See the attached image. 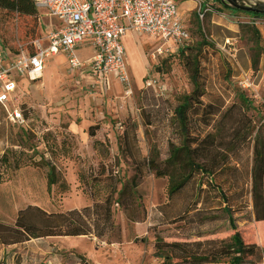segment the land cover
<instances>
[{
	"label": "rangeland",
	"instance_id": "obj_1",
	"mask_svg": "<svg viewBox=\"0 0 264 264\" xmlns=\"http://www.w3.org/2000/svg\"><path fill=\"white\" fill-rule=\"evenodd\" d=\"M206 2L212 3V10L203 17L200 3L179 2L182 21L191 33L184 55L182 49L153 59V51L161 44L156 38L137 32L125 38L131 62L130 93L118 79L108 92L91 91L84 78L70 74L63 54L49 59L39 82L19 79L18 97L26 121L10 123L0 105V219L14 222L19 209L28 204L48 211L92 205L103 199V179L113 172L118 190L125 185L133 192L134 205L129 209L139 220L131 221L124 207L114 203L113 220L118 229L104 238L63 236L18 245L0 243V264H158L161 259L155 256L154 246L158 238L167 242L230 238V217L220 208L224 205L216 191H202L199 210L189 209L199 176L169 199V177L156 176L147 165L151 155L162 164L170 143L179 142L174 109L184 94L194 90L187 56L199 61L203 105L228 106L235 100L232 88L239 87L254 100V122L264 129V15L217 0ZM44 13L40 9L34 17L0 10V38L16 49L17 43L40 36L43 22L51 21ZM227 40L232 44H226ZM79 52L83 56L91 53L90 49ZM134 60L139 64L136 68ZM242 73L243 80L252 84L249 89L239 85ZM150 79L155 83L147 86ZM201 109L194 103L189 111L190 131L195 136L206 132L199 120ZM91 126H95L94 137L89 135ZM96 141L101 143L96 145ZM247 153L239 155V173L227 171L217 180L225 181L223 189L243 240L260 248L245 264H264V218L256 219L264 216V207H255L250 187L243 184L252 158ZM4 154L6 161L2 160ZM48 162L68 182V191L59 184L49 189ZM80 174L87 180L80 182Z\"/></svg>",
	"mask_w": 264,
	"mask_h": 264
},
{
	"label": "trees",
	"instance_id": "obj_2",
	"mask_svg": "<svg viewBox=\"0 0 264 264\" xmlns=\"http://www.w3.org/2000/svg\"><path fill=\"white\" fill-rule=\"evenodd\" d=\"M0 10L34 17H37L40 11L34 0H0ZM186 48L189 49L186 46L181 52L183 55ZM188 57L186 65L190 71L194 90L184 94L174 109L173 124L178 132L179 142L170 143L169 155L162 164L157 161L156 156L151 155L147 159V165L156 173V176L169 177V199L199 176L197 191L194 193L193 204L189 209L199 210L197 205L201 201L202 193L210 189L216 191L224 205H220V208L230 217L233 234L228 240L211 239L191 242H167L158 238L154 245L155 256L161 259L158 264L222 262L245 264L249 262L247 257L255 255L260 248L257 244H248L243 240L223 189L225 181L218 182L217 178L219 174L227 171L239 173L240 153L242 151L251 153V163L246 169V180L243 184L250 187L255 207H264V129L263 126H257L254 122L252 113L256 109L254 100L239 87L232 88L235 92V100L230 105L224 106L214 102L203 105L201 97L204 90L199 80V61ZM194 103L202 107L199 120L206 129L205 133H199L197 136L192 134L189 126V111ZM89 135L96 136L95 126L90 127ZM99 143L101 142H95L96 145ZM5 156L6 154L2 156L3 161ZM47 166L49 167L47 173L49 189L59 184L62 190L68 191L69 184L58 172L56 165L48 162ZM15 167H20L18 161ZM114 177L116 176L111 172L103 179L106 193L103 199L94 201L92 205L48 211L39 205L28 204L19 209L14 222L0 219V243L11 245L50 236H95L97 239H102L118 229L113 220L114 203L124 207L131 221H138L139 219L129 209L134 205L130 199L133 192L129 191L125 185L118 190ZM79 179L80 182L87 180L84 174H80ZM132 184L133 187L137 186L136 178L133 179ZM125 195L129 196L126 200L123 199ZM263 218L264 216H258L256 219Z\"/></svg>",
	"mask_w": 264,
	"mask_h": 264
},
{
	"label": "built area",
	"instance_id": "obj_3",
	"mask_svg": "<svg viewBox=\"0 0 264 264\" xmlns=\"http://www.w3.org/2000/svg\"><path fill=\"white\" fill-rule=\"evenodd\" d=\"M34 1L51 20L43 22L42 34L27 43H17L16 49L0 38V105L6 119L14 124L26 121L18 97L19 79L39 82L54 56L63 54L70 74L84 78L93 92L107 91L112 78H116L130 93L131 75L124 45L127 33L156 38L161 44L153 51V59L175 55L191 40L180 15V0ZM194 1L200 3L201 17L212 10L211 2ZM226 44L232 43L227 40ZM79 48L90 49L91 53L83 56ZM154 83L153 79L146 80L147 86ZM239 85L249 89L252 84L243 80L242 73Z\"/></svg>",
	"mask_w": 264,
	"mask_h": 264
},
{
	"label": "water",
	"instance_id": "obj_4",
	"mask_svg": "<svg viewBox=\"0 0 264 264\" xmlns=\"http://www.w3.org/2000/svg\"><path fill=\"white\" fill-rule=\"evenodd\" d=\"M226 6L264 15V0H220Z\"/></svg>",
	"mask_w": 264,
	"mask_h": 264
},
{
	"label": "crops",
	"instance_id": "obj_5",
	"mask_svg": "<svg viewBox=\"0 0 264 264\" xmlns=\"http://www.w3.org/2000/svg\"><path fill=\"white\" fill-rule=\"evenodd\" d=\"M131 35H132L131 32L127 33V34L124 36V41H125V38H126V37L131 36ZM124 45H125V42H124ZM125 47H126V45H125ZM79 49H85V48H79ZM127 61H129L128 58H127ZM128 64L130 65L131 62H128ZM45 70H46V69H45ZM44 72H45V71H44ZM43 76H44V73H43ZM114 80H117V79H116V78H112V82H111V87H110V89L112 88V83H113ZM110 89H108V90L105 91V92H108ZM105 92H103V93H105ZM46 238H47V239H61V238L63 239V236H50V237H46ZM40 239H45V237L31 239V240H29V241H26L25 243L30 242V241H35V240H38V241H39ZM52 241H60V240H52ZM62 241H64V240H62ZM13 245H18V243L13 244ZM13 247H15V246H13Z\"/></svg>",
	"mask_w": 264,
	"mask_h": 264
},
{
	"label": "bare ground",
	"instance_id": "obj_6",
	"mask_svg": "<svg viewBox=\"0 0 264 264\" xmlns=\"http://www.w3.org/2000/svg\"><path fill=\"white\" fill-rule=\"evenodd\" d=\"M131 55H135V53L133 52ZM132 64L135 68L139 65L138 62H136L135 60L132 62Z\"/></svg>",
	"mask_w": 264,
	"mask_h": 264
}]
</instances>
